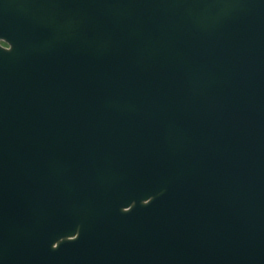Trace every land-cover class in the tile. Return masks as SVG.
Wrapping results in <instances>:
<instances>
[{
    "label": "water",
    "instance_id": "obj_1",
    "mask_svg": "<svg viewBox=\"0 0 264 264\" xmlns=\"http://www.w3.org/2000/svg\"><path fill=\"white\" fill-rule=\"evenodd\" d=\"M0 264H264V0H0Z\"/></svg>",
    "mask_w": 264,
    "mask_h": 264
}]
</instances>
